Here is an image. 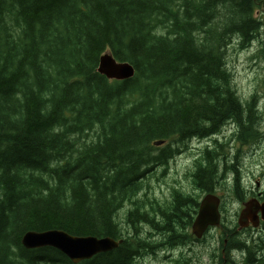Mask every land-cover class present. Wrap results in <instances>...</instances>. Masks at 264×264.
Listing matches in <instances>:
<instances>
[{"label": "trees", "instance_id": "1", "mask_svg": "<svg viewBox=\"0 0 264 264\" xmlns=\"http://www.w3.org/2000/svg\"><path fill=\"white\" fill-rule=\"evenodd\" d=\"M263 15L264 0H0V264H137L151 244L124 237L119 213L193 139L217 145H205L190 172L196 188L216 191L225 144L211 137L228 123L240 145L262 134L256 95L242 101L226 51L234 35L243 47L255 41ZM106 51L135 75L99 73ZM224 165L239 188V170ZM174 197L154 232L180 246L193 235L175 226L191 223L199 201ZM145 216L128 213L137 234ZM222 227L228 254L264 263L263 237L249 243L237 226ZM52 228L123 241L78 263L51 246H23L26 231Z\"/></svg>", "mask_w": 264, "mask_h": 264}, {"label": "rangeland", "instance_id": "2", "mask_svg": "<svg viewBox=\"0 0 264 264\" xmlns=\"http://www.w3.org/2000/svg\"><path fill=\"white\" fill-rule=\"evenodd\" d=\"M257 14L261 15V12L259 11ZM232 39L231 44L227 47L226 63L233 74V83L242 101L245 103L251 100L253 95H256V110L261 117L259 130L262 134L257 142L240 145L234 138L230 139L231 133H229L231 127V130L238 131L239 129L234 123H228L221 129L218 136L211 137L212 139L218 137L225 144L218 147L221 168H219V174L223 181L214 192H202L195 187L190 176V172L195 166V160L204 150L205 145L209 149H217V145L211 139H194L169 162L168 166H158L146 175V178L143 179L146 187L135 197L140 201L138 203L126 202L117 218L119 225L123 227L124 237L145 238L146 242L151 244V247L141 249L137 264H189V261L181 260L184 258L182 256L183 249L185 257H191L190 264H222V262L223 264H236L235 262L248 264L243 261L247 254L246 251L233 250L228 254L226 244H221L223 223L230 227L237 226V231H241L240 236L247 239L249 243L259 237L264 238L262 224L258 227L249 226V228L239 229L238 222L240 213L245 207L244 202L252 198H256L259 202L264 201V56L260 52L264 47V30L261 29L259 37L247 47L241 46L240 39L235 35ZM224 163L232 164V167L236 166L239 170L240 189H234L236 173L232 171L224 173ZM179 191L184 196L197 198L199 204L205 195L209 193L217 195L221 199L220 210L222 213V224L218 227H211L204 239L195 240L196 238L192 234L193 237H190V241L180 246L175 245L173 239L166 240H170V243L163 241L164 238H161L162 236L158 232H154V225L164 222L161 213L171 211L174 205V196ZM242 195L245 198L244 201L240 199ZM198 208L196 212L194 209L192 210L194 218ZM135 209L144 213L149 221H137L139 234L127 220L128 213ZM194 218L191 223L187 221L182 227L175 226V233L188 234L187 231L193 233ZM224 240L227 243V239ZM223 249H225L224 255L222 254ZM255 254L258 259L262 256L257 248ZM255 263L264 264L257 260Z\"/></svg>", "mask_w": 264, "mask_h": 264}, {"label": "water", "instance_id": "3", "mask_svg": "<svg viewBox=\"0 0 264 264\" xmlns=\"http://www.w3.org/2000/svg\"><path fill=\"white\" fill-rule=\"evenodd\" d=\"M97 71L109 79L117 80L129 79L135 75V68L130 62L117 60L109 51L100 57ZM220 203L221 199L213 193L205 195L200 202L192 224V232L197 238H202L210 227L221 225ZM244 205L238 219L239 229L250 225L256 227L261 220L264 221V201L252 198L244 202ZM122 241L111 236L75 235L57 228L28 230L22 237V244L28 249L51 246L62 251L75 263L111 251L119 247Z\"/></svg>", "mask_w": 264, "mask_h": 264}, {"label": "flooded vegetation", "instance_id": "4", "mask_svg": "<svg viewBox=\"0 0 264 264\" xmlns=\"http://www.w3.org/2000/svg\"><path fill=\"white\" fill-rule=\"evenodd\" d=\"M195 240H197V239H195ZM222 254H223V255L225 254V249H223ZM182 256H183L184 258H188V259L191 260V257H189V256H188V257H185L184 249L182 250Z\"/></svg>", "mask_w": 264, "mask_h": 264}]
</instances>
